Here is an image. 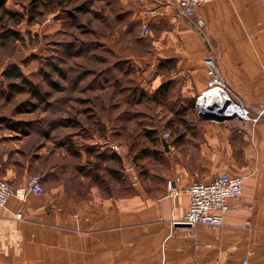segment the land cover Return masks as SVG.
Segmentation results:
<instances>
[{"label":"rangeland","instance_id":"obj_1","mask_svg":"<svg viewBox=\"0 0 264 264\" xmlns=\"http://www.w3.org/2000/svg\"><path fill=\"white\" fill-rule=\"evenodd\" d=\"M2 1L0 71L18 64L41 88V96L33 95L18 79L25 87L12 97L6 93L7 81L5 92L0 91V139L5 142L0 152H19L10 184L24 186L39 174L47 191L62 181L65 167L66 176L75 178L70 187L77 190L95 183L104 195L139 189L162 195L172 166L164 141L197 144L207 120L199 113V96L183 92L182 83L173 81L175 58L163 64L155 59L159 39L171 30L159 4ZM151 7L157 8L154 15L145 14ZM2 79L0 72V84ZM22 121L28 124L20 126ZM69 141L90 151L91 161L74 158ZM0 162L6 178L9 172L1 156Z\"/></svg>","mask_w":264,"mask_h":264},{"label":"crops","instance_id":"obj_2","mask_svg":"<svg viewBox=\"0 0 264 264\" xmlns=\"http://www.w3.org/2000/svg\"><path fill=\"white\" fill-rule=\"evenodd\" d=\"M146 3L159 4L171 29L159 39L155 59H176L172 78L183 92L197 99L209 88L206 60L212 57L233 94L252 106L264 103V0H213L190 17L178 13L174 0ZM152 7L145 14L154 15ZM205 119L197 144L168 141V176L180 177L183 185L223 172L243 174L244 199L232 206L222 227L173 225L190 206L186 192L104 195L95 183L71 188L74 175L67 181L63 174L45 193L13 195L0 207V264H264V119ZM18 153L0 152L11 183ZM91 154L82 150L81 161H91Z\"/></svg>","mask_w":264,"mask_h":264},{"label":"built area","instance_id":"obj_3","mask_svg":"<svg viewBox=\"0 0 264 264\" xmlns=\"http://www.w3.org/2000/svg\"><path fill=\"white\" fill-rule=\"evenodd\" d=\"M213 0H174L178 13L182 16L190 17L194 14L198 5ZM199 27L205 25L203 19L198 20ZM207 64L211 68V77L208 82L209 88L215 87L219 90L218 96H224L226 116L240 117L246 122L257 123L264 119V103L252 106L242 98L237 97L231 91L223 75L221 74L216 62L212 57L207 58ZM208 88V89H209ZM203 92L197 101L199 111L203 110L204 97ZM218 102H214L216 104ZM220 103V102H219ZM232 107L235 110L229 112ZM169 133L165 135L167 138ZM118 150L117 144L111 146ZM132 168H127L131 170ZM245 176L243 174H232L223 172L213 179L195 180L186 184H181L180 177H174L168 180L167 187L169 191L180 193L186 192L190 196V206L181 219L173 220V225H184L194 227L197 224H204L210 228L218 229L226 223L227 214L232 206L244 199ZM45 192L42 176L39 174L31 175L24 186L14 188L9 180L0 173V207L6 205L13 195L25 199L28 194L33 193L41 195ZM17 218H23V210L17 213ZM243 264H251L248 259L243 260Z\"/></svg>","mask_w":264,"mask_h":264},{"label":"trees","instance_id":"obj_4","mask_svg":"<svg viewBox=\"0 0 264 264\" xmlns=\"http://www.w3.org/2000/svg\"><path fill=\"white\" fill-rule=\"evenodd\" d=\"M0 7H3V1L0 0ZM174 58H161L160 59V64H163V63H168V62H172ZM174 61L176 62V60L174 59ZM2 84H0V91H3L5 92V89H4V86H3V83H5V81H7L8 83V91L6 92L7 95L9 97H12V95L14 94V92L16 90H21V89H24V85H20L19 82H17L16 80L18 79H22L23 83H26L28 86H30L31 90H32V93L33 95H36V96H41V88L39 85H36L34 84L31 80H29L23 73L22 69L20 68V66L18 64H11L10 66L6 67L3 71H2ZM163 87V86H162ZM45 94L43 93L42 96H44ZM28 123L25 122V121H22L20 122V126L23 125L24 127L27 125ZM13 126V125H12ZM16 127L18 126H15V129ZM70 142V141H69ZM70 146H69V149L71 152H69L74 158H80L82 156V151L80 149V147H77L74 146L72 144V142H70ZM114 156H118V154L115 153ZM63 174H65L64 176L66 178H69L71 177L70 175L69 176H66V168L63 167ZM46 174H50L51 171H45ZM63 174H62V178H63ZM47 175H45L46 177ZM44 184V183H43Z\"/></svg>","mask_w":264,"mask_h":264},{"label":"bare ground","instance_id":"obj_5","mask_svg":"<svg viewBox=\"0 0 264 264\" xmlns=\"http://www.w3.org/2000/svg\"><path fill=\"white\" fill-rule=\"evenodd\" d=\"M218 93L219 90H217L215 87H211L205 91L204 97L201 98L204 106L202 111H205V113L211 112L215 115L220 116L226 115V110L225 108H223V106H225L224 96L219 97ZM214 102L218 103L213 104ZM233 110H235V107H232L229 112H232Z\"/></svg>","mask_w":264,"mask_h":264},{"label":"water","instance_id":"obj_6","mask_svg":"<svg viewBox=\"0 0 264 264\" xmlns=\"http://www.w3.org/2000/svg\"><path fill=\"white\" fill-rule=\"evenodd\" d=\"M199 113L203 116V117H205V118H230V116H226V115H224V116H219V115H215V114H213V113H211V112H207V113H205V111H199ZM164 144H165V147L168 149V142L167 141H164ZM184 226V225H183Z\"/></svg>","mask_w":264,"mask_h":264}]
</instances>
